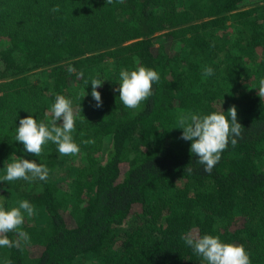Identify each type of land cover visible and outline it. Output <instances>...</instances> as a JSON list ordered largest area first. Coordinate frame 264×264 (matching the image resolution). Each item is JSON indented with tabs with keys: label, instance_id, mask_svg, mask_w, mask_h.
<instances>
[{
	"label": "trees",
	"instance_id": "obj_1",
	"mask_svg": "<svg viewBox=\"0 0 264 264\" xmlns=\"http://www.w3.org/2000/svg\"><path fill=\"white\" fill-rule=\"evenodd\" d=\"M140 65L160 79L129 109L119 73ZM92 78L103 81L100 107ZM261 79L264 0H0V177L17 157L49 169L46 181H0L5 208L28 200L36 210L20 228L29 242L0 247V264H204L181 238L190 231L264 264ZM57 95L79 112L80 152L61 156L49 141L36 157L16 129L28 115L48 123ZM233 105L241 136L205 172L177 118Z\"/></svg>",
	"mask_w": 264,
	"mask_h": 264
},
{
	"label": "clouds",
	"instance_id": "obj_2",
	"mask_svg": "<svg viewBox=\"0 0 264 264\" xmlns=\"http://www.w3.org/2000/svg\"><path fill=\"white\" fill-rule=\"evenodd\" d=\"M113 0H106L111 4ZM124 3V0H117ZM53 12H59L60 6L52 8ZM69 74H75L82 78L83 72H77L69 65ZM213 74L211 67H204V75ZM160 79L159 74L152 68L140 65L132 70L121 69L119 73V100L129 109L139 108L141 102L148 100L152 95V85ZM98 78H92L91 96L96 101V107L102 106L101 93L97 87L102 85ZM86 83H88L86 81ZM89 84V83H88ZM257 95L264 98V79L259 81ZM85 93L83 94V97ZM78 110L73 108L71 99L63 95H57L55 102L45 116H50L48 123L37 122L33 115L23 117L16 129L15 140L23 144L24 150L36 157L43 152V146L51 141L57 145L61 156H75L80 152L79 145L74 141L72 133L75 131ZM230 117V120H229ZM178 127L183 129L181 138L190 140V153L198 159L197 163L204 165V171L211 173L212 169L221 159V153L226 150L229 142L235 146L237 137L241 136L243 126L238 122L236 106H231L227 115L224 110L214 111L210 114L199 115L195 113H181L178 116ZM62 120V123H57ZM83 135V133H81ZM84 144L94 143V140H84ZM188 172L192 169L188 168ZM49 169L42 163L17 157L6 165V174L0 177V181L11 182L14 180L46 181ZM35 207L28 200H20L18 206L5 208L0 200V247H15L29 242L28 234L21 231L25 215L31 217L35 214ZM10 232L17 233L18 240L14 241L7 235ZM187 246L202 258L204 264H251L250 256L242 244L226 243L218 236L192 232L181 237ZM11 264V261H6Z\"/></svg>",
	"mask_w": 264,
	"mask_h": 264
}]
</instances>
